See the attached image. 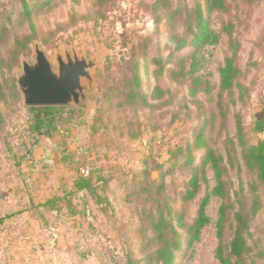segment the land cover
<instances>
[{
    "label": "rangeland",
    "instance_id": "rangeland-1",
    "mask_svg": "<svg viewBox=\"0 0 264 264\" xmlns=\"http://www.w3.org/2000/svg\"><path fill=\"white\" fill-rule=\"evenodd\" d=\"M197 3L215 40L194 42ZM35 41L53 67L64 49L98 62L83 101L47 114L23 104L16 75ZM231 56L234 86L220 91ZM263 114L264 0H0V264H162L152 255L164 242L173 264H220L236 213L243 263L264 264V188L237 135L239 122L246 145L264 138ZM210 153L226 169L223 198Z\"/></svg>",
    "mask_w": 264,
    "mask_h": 264
},
{
    "label": "trees",
    "instance_id": "trees-1",
    "mask_svg": "<svg viewBox=\"0 0 264 264\" xmlns=\"http://www.w3.org/2000/svg\"><path fill=\"white\" fill-rule=\"evenodd\" d=\"M206 4V9H224L225 8V0H204ZM23 2V1H22ZM24 4V2H23ZM193 12L195 15V21L197 24V32L194 34V42L199 41H207L215 40L216 36L212 35L211 32L207 29L206 21L202 17L201 5L197 3ZM212 36V37H211ZM19 40L15 39V46L19 44ZM23 44L26 45V41H23ZM185 46V40L183 38L179 39L174 47L176 49H181ZM237 69L234 65L233 56L225 59L223 66L219 69V89L220 91H226L231 89L234 86L235 77H236ZM51 106H31L28 107L30 110L36 111V113L45 112L47 114V110L51 109ZM38 116V115H36ZM253 130L256 132L264 133V114L257 118L253 124ZM237 135L240 142V146L243 150V156L249 166H252L256 173L259 183L264 188V138L257 140L256 143L246 145L241 133V125L238 122L237 124ZM211 168L214 172L216 185L212 188L211 193L214 195H219L223 198V182L221 180L222 175L225 172V168L223 165H220V160L222 159L221 155L215 156L213 153H210L208 156ZM190 189L186 192V196L191 198L196 193V188L198 185V180L196 174L190 178ZM209 200V194L203 196L200 201V204L197 209V215L194 219L191 230L193 233V238L197 239L200 229L203 228L208 223V216L205 212V207ZM255 204V203H253ZM230 207L229 203L224 201L221 202L218 208V218L216 221V232L218 237H221L223 228L225 226L226 218H227V209ZM254 212V208L252 209ZM238 225L234 230L233 236L229 243L227 253H224L221 247L216 249V258L220 264H244L242 257L248 250V247L245 244L242 229L247 226L246 220L242 219L240 213L235 214ZM175 246V243H167L164 242L161 246H159L154 255L155 260H160L162 264H173V255L171 253V248Z\"/></svg>",
    "mask_w": 264,
    "mask_h": 264
},
{
    "label": "water",
    "instance_id": "water-1",
    "mask_svg": "<svg viewBox=\"0 0 264 264\" xmlns=\"http://www.w3.org/2000/svg\"><path fill=\"white\" fill-rule=\"evenodd\" d=\"M32 62L21 60L17 88L25 106L77 105L85 99L82 80L92 81L91 70L98 64L87 52L78 56L71 49L55 54L52 66L39 42L33 43Z\"/></svg>",
    "mask_w": 264,
    "mask_h": 264
},
{
    "label": "built area",
    "instance_id": "built-area-1",
    "mask_svg": "<svg viewBox=\"0 0 264 264\" xmlns=\"http://www.w3.org/2000/svg\"><path fill=\"white\" fill-rule=\"evenodd\" d=\"M2 251H3V249H2V246L0 245V255H1Z\"/></svg>",
    "mask_w": 264,
    "mask_h": 264
}]
</instances>
